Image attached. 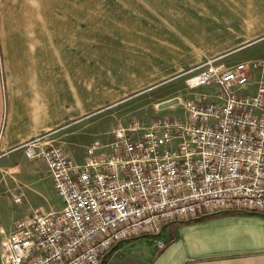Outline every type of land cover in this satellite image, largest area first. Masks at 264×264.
<instances>
[{
	"label": "crops",
	"instance_id": "0c3cea01",
	"mask_svg": "<svg viewBox=\"0 0 264 264\" xmlns=\"http://www.w3.org/2000/svg\"><path fill=\"white\" fill-rule=\"evenodd\" d=\"M263 37L264 0H0V159L22 161L28 141L58 144L98 111ZM91 142L67 152L80 162ZM33 211L2 215L0 238ZM208 215L122 240L101 264H264V212Z\"/></svg>",
	"mask_w": 264,
	"mask_h": 264
},
{
	"label": "built area",
	"instance_id": "2783aa9c",
	"mask_svg": "<svg viewBox=\"0 0 264 264\" xmlns=\"http://www.w3.org/2000/svg\"><path fill=\"white\" fill-rule=\"evenodd\" d=\"M256 70L257 87L247 92ZM187 74L188 88H212L180 98L185 118L117 125L80 162L44 137L25 144L28 157L47 164L63 206L18 219L0 264H101L120 241L166 222L264 212V60L213 57Z\"/></svg>",
	"mask_w": 264,
	"mask_h": 264
},
{
	"label": "rangeland",
	"instance_id": "374dc122",
	"mask_svg": "<svg viewBox=\"0 0 264 264\" xmlns=\"http://www.w3.org/2000/svg\"><path fill=\"white\" fill-rule=\"evenodd\" d=\"M264 59V37L250 42L247 45L228 53L222 60L226 64L232 65L241 60ZM186 76L167 80L154 87L145 89L139 94H132L126 99L98 111L92 118L90 126L80 127L71 126L66 129L63 139L58 142L66 151L67 147H75L82 144H88L96 138L104 141L112 139V129L117 125L130 126L135 121L148 125L155 118H185L187 115L181 104L173 105L165 109H158L157 103L161 101L180 97L186 99L192 96L194 92H204L211 90L212 87H201L199 89H190L185 81ZM111 134V135H110ZM0 159V197H3L0 217L7 215L14 209L20 208L24 203L31 205L41 211L57 210L62 207V199L54 189V183L49 169L46 168L44 161L40 157H26L20 161L12 162L13 159ZM15 163V164H14ZM32 169V170H30ZM10 189L15 190V194L23 195V202H15L9 193ZM2 195V196H1ZM10 195V196H7ZM15 196V195H14ZM53 207V209H51ZM0 238V246L5 240ZM164 241H159L161 247Z\"/></svg>",
	"mask_w": 264,
	"mask_h": 264
},
{
	"label": "water",
	"instance_id": "95a60500",
	"mask_svg": "<svg viewBox=\"0 0 264 264\" xmlns=\"http://www.w3.org/2000/svg\"><path fill=\"white\" fill-rule=\"evenodd\" d=\"M180 103V97H173L167 100H164L157 104L158 109H165L171 107L173 105H177ZM3 264H7L5 257L2 258Z\"/></svg>",
	"mask_w": 264,
	"mask_h": 264
},
{
	"label": "trees",
	"instance_id": "16d2710c",
	"mask_svg": "<svg viewBox=\"0 0 264 264\" xmlns=\"http://www.w3.org/2000/svg\"><path fill=\"white\" fill-rule=\"evenodd\" d=\"M208 216H209L208 214L207 215H201V216H198V217H194V218L188 219V221H195V220L206 218Z\"/></svg>",
	"mask_w": 264,
	"mask_h": 264
}]
</instances>
